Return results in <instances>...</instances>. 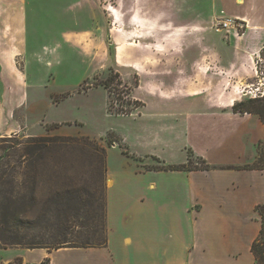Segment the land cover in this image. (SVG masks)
<instances>
[{
  "label": "crops",
  "instance_id": "obj_1",
  "mask_svg": "<svg viewBox=\"0 0 264 264\" xmlns=\"http://www.w3.org/2000/svg\"><path fill=\"white\" fill-rule=\"evenodd\" d=\"M27 16L26 0H0V137L28 129V111L18 110L24 107L32 83L24 74L18 84L5 55L13 48L29 49ZM248 27L249 23L241 35L235 28L234 33L230 28L226 31L242 37ZM139 34L138 28L136 37L123 32L128 55L131 39L140 52L156 45L139 41ZM168 36L179 39L175 48L184 57L169 59L167 65L176 69L171 68L167 78L160 74L167 87L151 70L153 84L148 91L157 102L153 115L164 132L153 122L143 124L146 140L132 146L125 143L130 154L122 153L125 158L116 177L107 160L109 149L118 146L107 149L105 245L0 248V264H256L251 245L261 228L255 207L264 205V166L254 164L264 157V121L255 113L233 110V104L245 96L241 90L252 71L241 55L250 60L253 54L238 50L235 57L230 47L227 57L218 53L224 47L222 33H210L201 24L178 27ZM208 40L215 53V73L210 75ZM146 58L151 62L147 65L155 67V56ZM129 59L124 58L126 64ZM138 65L137 74L149 76ZM16 83L21 89L19 98ZM137 114L140 111L130 117ZM53 134L64 133L57 127ZM120 137L124 142L125 137ZM207 144L210 149H204ZM246 147L252 149L246 151ZM187 151L209 168H168L186 164ZM208 151L219 154L217 165L210 163ZM144 157L157 163L148 167Z\"/></svg>",
  "mask_w": 264,
  "mask_h": 264
},
{
  "label": "rangeland",
  "instance_id": "obj_2",
  "mask_svg": "<svg viewBox=\"0 0 264 264\" xmlns=\"http://www.w3.org/2000/svg\"><path fill=\"white\" fill-rule=\"evenodd\" d=\"M26 9L28 16L24 23L30 41L29 49L13 48L6 52L5 57L13 65L18 84L24 74H28L32 83L24 107L18 110L28 111V129L0 137V176L13 180L17 184L16 189H20L22 164L26 160L24 149L31 136L85 135L103 146L106 152L111 146H118L117 149H109L107 160L111 173L116 177L125 158L122 153L130 151L125 143L128 141L127 144L132 146L146 140L143 124L153 122L161 133L164 132L158 126L157 116L153 115L157 102L148 91L153 84L151 70L159 76L157 80L167 87L165 80L171 73L169 70L176 69L167 65L169 59L184 57V52L175 48L179 39L173 41L168 38V33L178 27L201 24L210 33H222L224 47L217 52L226 57L227 52L231 53L227 50L229 47L235 57L238 50L253 54L250 60L241 55L246 66L252 69L242 91H256L258 87L264 89V0H26ZM221 11L228 16L246 17L244 24L237 20L234 27H230L232 32L235 28L241 35L249 23L246 34L232 37L234 32L230 35L226 31L228 29L215 31L213 24ZM137 28L140 31L139 41L144 44L154 42L156 45L140 52L139 48L135 49V40L131 39L129 42L133 48L128 55L123 32H131L134 37ZM206 43L208 48L204 51L207 52L208 63L212 65V68L209 67L210 75L215 73V53L211 49V41ZM153 48L156 50L152 51ZM128 56L129 64H126L124 58ZM154 56L155 67L148 66L151 62L144 58ZM138 62L141 70L149 76L137 74L135 66ZM108 77L111 79L110 88H105L102 83ZM18 84L15 85V95L19 98L21 89ZM253 97L252 93H247L243 98ZM256 98L264 101V96ZM121 111L126 113H117ZM139 111L141 115L130 117V114ZM57 127L64 134H53ZM120 134L125 137L124 142ZM207 148L210 149L209 144L204 149ZM248 148L252 149L246 147L245 150ZM186 153L192 166L204 165L202 159L189 151ZM138 154L141 157V153ZM207 155L210 163L218 164L217 152L208 151ZM144 159H147L149 164L145 165L148 167L157 163L150 157ZM254 165L263 167L264 157L261 156ZM146 180L147 177L144 178ZM58 185L56 180L40 183L35 197L43 198L51 191L55 193ZM105 188L107 190V180ZM27 220L26 226L20 224L18 228L23 242L34 239L54 245L59 232L53 225L42 230L37 216L31 213ZM68 231L67 240L70 241L65 245H73L74 240L85 236L80 228ZM95 235L103 237L105 232L99 231Z\"/></svg>",
  "mask_w": 264,
  "mask_h": 264
},
{
  "label": "trees",
  "instance_id": "obj_3",
  "mask_svg": "<svg viewBox=\"0 0 264 264\" xmlns=\"http://www.w3.org/2000/svg\"><path fill=\"white\" fill-rule=\"evenodd\" d=\"M110 81L108 77L103 81V86L110 88ZM233 110L255 113L264 121L262 99L243 98L233 104ZM24 155L26 160L22 164L19 184L21 190L16 189L17 184L13 180L0 176V248L95 247L93 244L97 247L104 246L107 172L105 148L85 135H36L27 140ZM203 162V166H192L188 157L186 164L170 165L168 168L208 169L209 165ZM69 171L73 173L68 174ZM51 180L59 183L57 191H51L43 198L35 197L38 185ZM255 209L261 217V228L251 245V251L256 264H264V205H257ZM30 213L37 216L42 230H47L52 225L58 230L59 237L53 241L54 245L34 239L23 242L19 238L18 228L26 226ZM79 228L83 229L85 236L74 240L73 245H65V242L70 241L67 240V234L70 233L68 230L77 231ZM99 231L105 232V235L97 237L95 234Z\"/></svg>",
  "mask_w": 264,
  "mask_h": 264
},
{
  "label": "built area",
  "instance_id": "obj_4",
  "mask_svg": "<svg viewBox=\"0 0 264 264\" xmlns=\"http://www.w3.org/2000/svg\"><path fill=\"white\" fill-rule=\"evenodd\" d=\"M215 20H216V22L213 24L215 31H220L222 29H229L230 27H234V24H235V22H237V20H239L240 23L244 24L243 23L244 18L224 15L223 11H221V14L218 16V18H215ZM256 91L258 93H256ZM256 91L245 90V92L244 91H242V92H244V94L252 93L254 96L253 98L264 96V89H261L260 87H258V88H256Z\"/></svg>",
  "mask_w": 264,
  "mask_h": 264
}]
</instances>
